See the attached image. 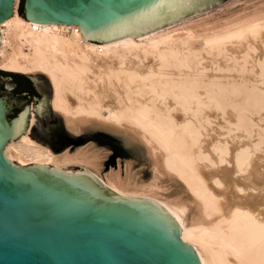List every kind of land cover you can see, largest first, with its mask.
Masks as SVG:
<instances>
[{"label": "bare ground", "instance_id": "6f19581e", "mask_svg": "<svg viewBox=\"0 0 264 264\" xmlns=\"http://www.w3.org/2000/svg\"><path fill=\"white\" fill-rule=\"evenodd\" d=\"M18 3L0 22V69L46 76L69 132L97 127L141 143L150 175L129 161L124 174H101L107 150L92 143L58 152L36 141L31 110L4 158L18 170L85 169L120 196L153 200L199 264H264V0L103 44L79 24L26 21ZM163 176L178 194H164Z\"/></svg>", "mask_w": 264, "mask_h": 264}, {"label": "water", "instance_id": "95a60500", "mask_svg": "<svg viewBox=\"0 0 264 264\" xmlns=\"http://www.w3.org/2000/svg\"><path fill=\"white\" fill-rule=\"evenodd\" d=\"M222 1L23 0L24 16L17 13L37 23L79 24L84 40L103 44L158 30ZM12 7L13 0H0V22ZM0 71V264H199L178 238L175 219L153 200L120 196L85 169L18 170L4 158L1 148L25 132L28 111L45 100L48 84L41 74ZM25 89L34 91L28 97ZM39 106L45 107L38 103L35 111Z\"/></svg>", "mask_w": 264, "mask_h": 264}, {"label": "rangeland", "instance_id": "374dc122", "mask_svg": "<svg viewBox=\"0 0 264 264\" xmlns=\"http://www.w3.org/2000/svg\"><path fill=\"white\" fill-rule=\"evenodd\" d=\"M257 1L260 0H224L208 10L195 14V16L198 15L207 16V14L212 15L213 13H214L213 15L215 16L216 15L223 16L226 15L227 13H232L235 10H236L235 12H237V10L241 9L242 6L249 7L252 3H255ZM222 7L226 9L221 11V9H223ZM227 7L229 9H232V11L229 10ZM218 10L221 12H218ZM216 13H220V14H216ZM0 70L5 72L20 73V74H40V73H23L17 71H8L3 69ZM42 76L47 80L48 93L45 97H43V99L45 98L44 101L41 99V101L39 100L30 107L31 113L35 116L34 123L32 124L29 130V135L31 138L35 139L38 142L48 145L53 150H56L58 152H60L59 150L61 149L64 150L65 148H69L70 150H73L78 146H83L85 144L92 143L95 144V146H97L98 148L107 150L105 151L107 155L103 159V165H102L103 173L101 172V174H104V172L105 171L107 172V170H109L110 168H117L118 166L122 169L121 171L124 174L125 170L123 169V167L125 168L127 161H129L130 162V163L128 162L130 164L129 167H131L129 169H131V171L135 172L137 170L138 171L137 175L141 176L142 179H146L149 177L150 175L149 160L147 158V153L145 152L144 146L141 143L137 142V144L136 143L129 144L121 134L113 133L101 128H97V127L95 128L90 126L86 127L83 131L79 132L78 136H74L71 131L70 133L69 130L65 128L66 126L63 121V118L56 112H55L56 114H54L50 110L51 108L49 109L51 86L47 77L44 75ZM38 103H43L45 107L44 108L42 107L37 112L35 111L34 106H36V104ZM26 167H30V165ZM73 168L76 169V167ZM160 182H161L160 184L163 183V185H165L166 187L165 188L166 190L163 191L164 194L165 193L168 194L171 192H173L174 195L178 194L176 193L178 189H176V184L174 183V181L170 180L168 177L166 178V176H163L161 177Z\"/></svg>", "mask_w": 264, "mask_h": 264}, {"label": "flooded vegetation", "instance_id": "af4514ba", "mask_svg": "<svg viewBox=\"0 0 264 264\" xmlns=\"http://www.w3.org/2000/svg\"><path fill=\"white\" fill-rule=\"evenodd\" d=\"M15 83H16V82H15ZM16 86H17V88H16L15 90H16V91H17V90H20V88L18 87V85H16ZM33 91H34V90L25 89V90H23L22 93H24L25 95H27V96L29 97L30 95H32ZM38 93L40 94L39 91H38Z\"/></svg>", "mask_w": 264, "mask_h": 264}, {"label": "trees", "instance_id": "16d2710c", "mask_svg": "<svg viewBox=\"0 0 264 264\" xmlns=\"http://www.w3.org/2000/svg\"><path fill=\"white\" fill-rule=\"evenodd\" d=\"M19 13L24 16V12H23V0L21 1V4L19 6V9H18ZM1 72V71H0Z\"/></svg>", "mask_w": 264, "mask_h": 264}]
</instances>
